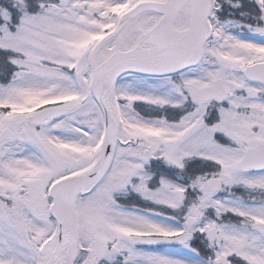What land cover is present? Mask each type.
<instances>
[{"label": "snow or ice", "instance_id": "6c2138e0", "mask_svg": "<svg viewBox=\"0 0 264 264\" xmlns=\"http://www.w3.org/2000/svg\"><path fill=\"white\" fill-rule=\"evenodd\" d=\"M0 264H264V0H0Z\"/></svg>", "mask_w": 264, "mask_h": 264}]
</instances>
